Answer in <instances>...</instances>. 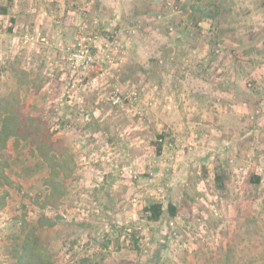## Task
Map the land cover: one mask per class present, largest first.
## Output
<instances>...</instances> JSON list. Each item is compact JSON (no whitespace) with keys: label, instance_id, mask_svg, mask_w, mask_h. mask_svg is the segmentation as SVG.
<instances>
[{"label":"rangeland","instance_id":"rangeland-1","mask_svg":"<svg viewBox=\"0 0 264 264\" xmlns=\"http://www.w3.org/2000/svg\"><path fill=\"white\" fill-rule=\"evenodd\" d=\"M262 54L264 0H0V264L36 237L52 264H264L256 198L214 221L264 187Z\"/></svg>","mask_w":264,"mask_h":264},{"label":"crops","instance_id":"crops-1","mask_svg":"<svg viewBox=\"0 0 264 264\" xmlns=\"http://www.w3.org/2000/svg\"><path fill=\"white\" fill-rule=\"evenodd\" d=\"M263 55V54H262ZM264 56V55H263ZM264 60V59H263ZM263 73H264V67H263ZM203 83V82H202ZM199 90V88H198ZM178 96H176V100L175 103L177 102L179 104V97L177 99ZM182 100V99H180ZM259 129L260 132H262V134H264V125H260L259 128H257V130ZM257 144H259L260 147V151L258 152V160L256 159V164L257 163H262L264 162V142H257ZM201 160V159H200ZM199 160V161H200ZM213 167V163H210L208 165ZM247 166V163L244 165ZM230 171H233V168L230 166ZM217 173H218V169L215 171H212V169L209 171V176L208 178H205V176L201 175L200 172L198 173H194L193 175V179L194 181H197V184L194 186L196 187L195 191H194V195L196 196V198L199 201V208L198 211L200 213V215L205 216V210L204 207L201 205L204 201H203V195H204V183H209L213 181V185L216 182V177H217ZM220 176V175H218ZM233 176V175H232ZM259 177V176H258ZM257 178V177H255ZM254 178V180H255ZM233 180H235V178H232ZM245 180V176L242 177V179H239L238 185H235L234 188H230L231 191L227 190V189H221V197L225 196V194H227L229 196L230 200V204L228 206V204H225V209L224 211V216L222 214V217H225V219L222 220V222L220 221V219H216L214 221H219V223H261V221H259L258 219H256V213H255V206L251 205V207L249 206L250 202H252L253 199L256 198L257 202L261 203V210H263L264 208V187L263 185L260 186L261 189H253L252 186L250 184H248L247 181H245V184H243ZM253 180V184L255 183ZM264 180L260 181L261 183H263ZM234 182V181H233ZM252 184V183H251ZM256 184V183H255ZM203 186V187H202ZM227 188V187H226ZM219 192V191H218ZM224 192V193H222ZM235 198V199H234ZM263 198V199H262ZM226 199V198H224ZM224 199H220L221 202L224 201ZM194 201V206L197 207L195 200ZM215 205H218L219 202L215 201ZM232 204H234L232 206ZM217 206H211L210 209V213L215 214V215H220L223 211H220ZM257 209V208H256ZM197 211V210H196ZM259 211V210H258ZM196 214V212H194ZM208 214V212H207ZM201 220L202 223H208L206 222V220H204L205 218L202 216H198ZM255 218V219H254Z\"/></svg>","mask_w":264,"mask_h":264},{"label":"trees","instance_id":"trees-1","mask_svg":"<svg viewBox=\"0 0 264 264\" xmlns=\"http://www.w3.org/2000/svg\"><path fill=\"white\" fill-rule=\"evenodd\" d=\"M96 73L93 72L92 76H95ZM1 102H4V99H2ZM0 102V104H2ZM17 108V103L15 102L14 107ZM18 109V108H17ZM91 117V116H90ZM16 118L15 115L13 117L5 116L2 117L0 115V123L2 126V130L0 133V136L4 137V140H7L10 136H16L18 132L16 131H9V125L8 121H11L12 119ZM25 120V119H24ZM29 133H24V138L27 139L29 137ZM158 152H161V148L158 149ZM254 182L258 184L260 182V177L255 178ZM146 213H149V221L150 222H160L164 219L165 216L175 217L177 214V207L173 205L172 203H169L167 207L165 208L162 203H153L145 208ZM36 252H39L42 254V252H45L46 255L43 259L41 258V264H52L50 257L51 254L48 251H45V248L42 245V241L39 237H36L35 239L31 240L29 238H26L23 242L22 248L20 250V257L18 258V264H31L32 259H26L29 257L31 253L34 254Z\"/></svg>","mask_w":264,"mask_h":264}]
</instances>
